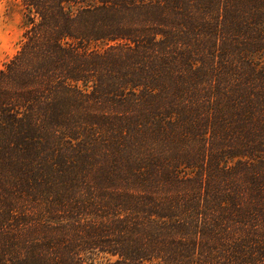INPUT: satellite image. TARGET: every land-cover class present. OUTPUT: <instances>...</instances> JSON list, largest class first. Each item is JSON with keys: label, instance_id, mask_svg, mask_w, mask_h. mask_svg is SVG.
I'll return each mask as SVG.
<instances>
[{"label": "trees", "instance_id": "16d2710c", "mask_svg": "<svg viewBox=\"0 0 264 264\" xmlns=\"http://www.w3.org/2000/svg\"><path fill=\"white\" fill-rule=\"evenodd\" d=\"M0 264H264V0H7Z\"/></svg>", "mask_w": 264, "mask_h": 264}, {"label": "rangeland", "instance_id": "374dc122", "mask_svg": "<svg viewBox=\"0 0 264 264\" xmlns=\"http://www.w3.org/2000/svg\"><path fill=\"white\" fill-rule=\"evenodd\" d=\"M23 30L24 12L21 6L0 0V66L19 49Z\"/></svg>", "mask_w": 264, "mask_h": 264}]
</instances>
